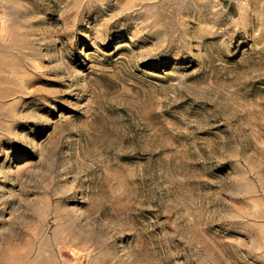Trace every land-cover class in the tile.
Segmentation results:
<instances>
[{"label": "rangeland", "instance_id": "374dc122", "mask_svg": "<svg viewBox=\"0 0 264 264\" xmlns=\"http://www.w3.org/2000/svg\"><path fill=\"white\" fill-rule=\"evenodd\" d=\"M0 264H264V2L0 0Z\"/></svg>", "mask_w": 264, "mask_h": 264}, {"label": "crops", "instance_id": "0c3cea01", "mask_svg": "<svg viewBox=\"0 0 264 264\" xmlns=\"http://www.w3.org/2000/svg\"><path fill=\"white\" fill-rule=\"evenodd\" d=\"M238 1V0H237ZM256 1H262V2H264V0H256Z\"/></svg>", "mask_w": 264, "mask_h": 264}]
</instances>
